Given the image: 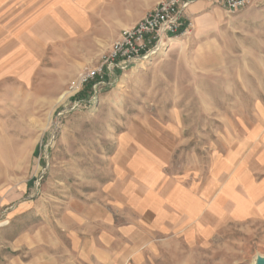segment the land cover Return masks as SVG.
Returning a JSON list of instances; mask_svg holds the SVG:
<instances>
[{
	"label": "rangeland",
	"instance_id": "1",
	"mask_svg": "<svg viewBox=\"0 0 264 264\" xmlns=\"http://www.w3.org/2000/svg\"><path fill=\"white\" fill-rule=\"evenodd\" d=\"M7 21L0 264L264 259V215L244 208L229 218L220 201L212 230L167 232L151 223L147 210L156 206L146 190L165 177L201 189L215 175L218 192L234 184L243 196V181L264 184V2L235 14L209 4L183 20V35L96 87L77 85L118 39L113 25L97 33L104 38L16 45L22 25L14 14ZM230 153L236 161L225 171Z\"/></svg>",
	"mask_w": 264,
	"mask_h": 264
},
{
	"label": "crops",
	"instance_id": "2",
	"mask_svg": "<svg viewBox=\"0 0 264 264\" xmlns=\"http://www.w3.org/2000/svg\"><path fill=\"white\" fill-rule=\"evenodd\" d=\"M159 1L161 0H0V24L6 22L3 24L7 25V19L13 14L16 16V24L22 25L12 38L16 45L22 44L24 39L44 41L49 46V41L52 40L104 38L97 36V33L105 31L102 27L104 25H113V31L118 35L116 38H119L124 29L140 22ZM209 4L216 5L215 1L196 2L191 9L188 7L185 10L183 19L188 20V15L199 13ZM3 29L8 31L6 26ZM108 38L115 37L111 35ZM261 156L259 160H264L263 155ZM235 158L231 153L227 155L224 159L225 171L233 167ZM230 173L231 171L229 175ZM213 176L201 189L195 183L182 185L167 177L161 179L158 186L156 182L153 185L151 183L149 189L146 186L154 201L153 206H156L147 210L151 223L161 230L174 233L185 228L209 226L215 224L217 216L221 215L218 206L220 201H223L224 215L229 218L239 219L242 215L245 216L242 211L244 208L247 212L252 210L264 215L263 183L243 181L240 187L247 192L243 196L233 192L234 184L230 187L224 185L218 192L216 178ZM236 177H230V182L238 181ZM203 221L206 224H202ZM212 228L209 226L208 230Z\"/></svg>",
	"mask_w": 264,
	"mask_h": 264
},
{
	"label": "built area",
	"instance_id": "3",
	"mask_svg": "<svg viewBox=\"0 0 264 264\" xmlns=\"http://www.w3.org/2000/svg\"><path fill=\"white\" fill-rule=\"evenodd\" d=\"M199 1H215L228 14H235L247 7L257 5L264 0H161L136 25L122 31L111 45L100 64L92 71H86L79 77L78 87L93 83H102L106 74L112 70L125 71L138 62L147 59L164 45L166 41L183 35L189 24L184 23L183 14L191 5ZM100 81V82H99Z\"/></svg>",
	"mask_w": 264,
	"mask_h": 264
},
{
	"label": "water",
	"instance_id": "4",
	"mask_svg": "<svg viewBox=\"0 0 264 264\" xmlns=\"http://www.w3.org/2000/svg\"><path fill=\"white\" fill-rule=\"evenodd\" d=\"M254 264H264V259H260V258H258V259L254 262Z\"/></svg>",
	"mask_w": 264,
	"mask_h": 264
},
{
	"label": "bare ground",
	"instance_id": "5",
	"mask_svg": "<svg viewBox=\"0 0 264 264\" xmlns=\"http://www.w3.org/2000/svg\"><path fill=\"white\" fill-rule=\"evenodd\" d=\"M173 40H174V38L173 39H170L168 42L171 43Z\"/></svg>",
	"mask_w": 264,
	"mask_h": 264
},
{
	"label": "trees",
	"instance_id": "6",
	"mask_svg": "<svg viewBox=\"0 0 264 264\" xmlns=\"http://www.w3.org/2000/svg\"><path fill=\"white\" fill-rule=\"evenodd\" d=\"M91 85H92V83H89V84H88V86H91Z\"/></svg>",
	"mask_w": 264,
	"mask_h": 264
}]
</instances>
